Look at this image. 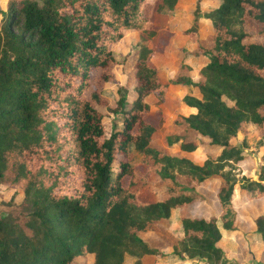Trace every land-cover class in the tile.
<instances>
[{"label":"trees","instance_id":"trees-1","mask_svg":"<svg viewBox=\"0 0 264 264\" xmlns=\"http://www.w3.org/2000/svg\"><path fill=\"white\" fill-rule=\"evenodd\" d=\"M177 1L157 0L156 14ZM216 1L201 13L196 0L193 23L182 31L193 44L185 55L205 59L195 80L182 60L171 78L150 65L161 29L143 16V0L8 2L0 20V185L20 189L24 210L0 212V264H72L87 255L91 264H123L127 256L130 264L145 257L152 264L167 257L231 264L220 244L232 233L256 238L264 264V209L253 207L264 199V43L246 42L264 38V0ZM199 18L211 23L204 39L197 37ZM124 29L148 44L130 53L126 80L135 95L128 101L119 88L107 110L120 126L105 136L95 105L106 101L91 82L96 69L102 80L110 77L109 45ZM170 84L190 89L181 98L186 112L165 119L146 98L161 102ZM252 127L263 148L256 171L242 166L251 160L242 148ZM131 146L149 159L141 175L128 160ZM199 146L195 162L181 154L200 156ZM151 178L163 189L142 200ZM211 181L214 213L178 216L181 234L170 253L143 239L201 201L199 189ZM248 220L249 230L242 228Z\"/></svg>","mask_w":264,"mask_h":264},{"label":"rangeland","instance_id":"rangeland-1","mask_svg":"<svg viewBox=\"0 0 264 264\" xmlns=\"http://www.w3.org/2000/svg\"><path fill=\"white\" fill-rule=\"evenodd\" d=\"M10 0H0V20L2 19L4 12L6 10V6ZM196 0H178L175 4L174 8L171 11H166V14H156L155 7L157 0H143L141 12L143 16L149 18L154 21V24L158 25L159 36H158V46L156 47L155 52H153L149 58V63L155 68L162 70L166 77L174 75L176 72L177 63L181 60L183 62L191 63L189 75L193 79L196 78L198 68L203 64V57H194L193 55L187 53L185 55V51H189L191 47L190 43L185 35L182 34V31L188 27H190L193 23L192 12L195 7ZM217 4L216 0H200L199 2V11L201 13L209 11ZM202 18L197 19L196 29H200L197 32V37L202 39L207 35V30L205 26V22L198 21ZM204 19V18H203ZM207 20V19H206ZM212 32V31H211ZM169 38V39H168ZM203 38V39H204ZM259 39V40H258ZM247 41L253 42H263L264 38H258ZM148 44V41L142 39L141 34L134 29H124L122 31L121 37L111 43L109 45V50L112 56V61L105 68L106 73L110 75L108 80H102L100 78L103 70L96 69L94 71L93 81L91 82V88L95 90L101 91L104 100L106 101V106H96V108L102 113L101 124L103 128V132L105 136H108L113 125L119 127L118 124L119 116L117 114H113L107 110L108 107H113L114 102L117 100L119 95V88L125 87L126 89V99L130 101L134 97V92L131 90V83H127L126 80V71L128 70V66L133 62L130 53L136 48L138 45ZM165 44V46L163 45ZM193 46V44H191ZM128 59V61H126ZM190 87L182 86L178 89H168V93L166 95V91L161 102L156 101L153 97L148 96L146 101L151 109H161L163 113H166L165 119L169 118L171 115H175L178 112H182L181 106V98L182 96L189 91ZM122 91V90H121ZM94 105V104H93ZM177 112V113H176ZM155 114V118L157 120L158 115ZM169 120V119H168ZM154 122V120H153ZM163 131L168 133L170 128L166 125L163 126ZM250 134L246 139V146L242 148L243 153L251 157V160L244 163L242 166L251 167L256 171V166L258 163V158L260 154L263 152V148H260L256 145V141L258 139V132L252 127L249 128ZM239 136L237 138L236 143L240 140ZM200 149L202 146L196 150L198 155L195 157L194 153H183L187 158H190L193 162L197 161L199 157H202L200 153ZM118 158H123L122 156H117ZM130 164L132 165L136 174L141 175L143 171L146 169L149 163V159L146 155L142 153L136 152L132 146L130 147V154L128 158ZM125 183V181H124ZM215 181L206 182L199 189V192L202 196L206 197L201 201L194 202L192 204L186 205L182 207L178 214H172L170 218L169 225L161 222L158 227V231L152 232L150 234H143L142 237L146 240L149 245L158 247L161 251L165 253H170L171 251V243L175 238L180 237L179 225L177 222L178 216H208L214 213L216 209V204H214L213 192ZM163 189L162 184L155 178H151L149 180L147 189H143L139 193V198L146 201H152L156 197L154 193H158ZM212 194V197L210 196ZM210 197V198H209ZM240 208L239 212L244 214L246 212L245 208L242 206L247 198L245 194L241 193L239 195ZM22 194L19 188L8 185H0V212L6 211L9 208H15L16 210H24L21 201ZM254 212H263L264 209V199H255L253 200ZM250 221H246L242 228L250 229ZM238 242L235 237L230 235V238L225 239L222 246L223 251V260L224 262H228L231 264H261L260 262L253 259V254L259 252V248L257 245V239L253 236L247 237L248 240L243 235H238ZM234 238V240H233ZM240 239V240H239ZM244 239V241H243ZM249 241V244L247 242ZM235 244L238 246V252L235 251ZM242 246V247H241ZM92 256L87 255L83 258H77L72 264H91ZM131 259L127 256L124 258L123 264H130ZM144 264H152V260L150 257L143 258ZM154 264H205L203 261H193L187 260L185 262H181L176 258L169 259L168 257L159 261H156Z\"/></svg>","mask_w":264,"mask_h":264},{"label":"crops","instance_id":"crops-1","mask_svg":"<svg viewBox=\"0 0 264 264\" xmlns=\"http://www.w3.org/2000/svg\"><path fill=\"white\" fill-rule=\"evenodd\" d=\"M199 22H205L204 24H205V26H206V30H207V32H206L207 35H206V36L210 35V34H211V31H212L210 21H209L208 19L206 20V19H203V18H202L201 20L198 21V24H199V26H200V23H199ZM199 31H200V29L198 28L197 32H199ZM206 36H205V37H206ZM198 37H199V36H198ZM199 38H200V37H199ZM203 38H204V37H203ZM203 38H202V39H203ZM190 46H191V47H189V48L192 49L193 47H192L191 44H190ZM202 59L204 60V62H203V64H204V63H205V59H204V58H202ZM186 64L189 65V66H191V63H187V62H186ZM203 64H202V65H203ZM202 65H201V66H202ZM201 66H200V67H201ZM200 67H199V68H200ZM199 68H198V69H199ZM174 73H175V72H174ZM196 74H197V72H196ZM172 76H173V74H172ZM172 76L167 77V78H171ZM196 77H197V76H196ZM191 78H192V77H191ZM192 79H193V78H192ZM195 79H196V78H195ZM195 79H193V80H195ZM181 87H182V86H177V85H173V84L168 85V86H167V89H166V90H167V91H166V95H167V93H168V89H169V88H170V89H178V90H179ZM182 108H183V107H182ZM182 112H186V109L183 108V109H182ZM176 113H177V112H176ZM181 154L184 155L183 153H181ZM184 156H185V155H184ZM248 230H249V229H248ZM231 235H232V237H235V235H233V233H232ZM235 238H236V237H235ZM245 238H246L245 240H248L247 237H245ZM233 240H234V238H233ZM236 240H237V239H236ZM243 241H244V239H243ZM247 244H249V241L247 242ZM257 245H258V244H257ZM236 246H237V245H236ZM259 246H260V245H259ZM220 247L222 248L221 245H220ZM261 248H262V247H261ZM260 254H261V253H260V249H259V252H257L256 254H253V259H255L256 261L259 262V261H260Z\"/></svg>","mask_w":264,"mask_h":264}]
</instances>
